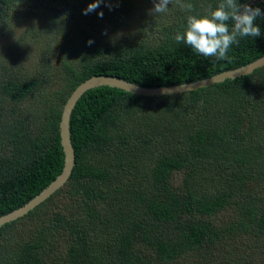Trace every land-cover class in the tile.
<instances>
[{
	"label": "trees",
	"instance_id": "1",
	"mask_svg": "<svg viewBox=\"0 0 264 264\" xmlns=\"http://www.w3.org/2000/svg\"><path fill=\"white\" fill-rule=\"evenodd\" d=\"M94 2L0 0V34L9 38L26 25L0 45V217L62 173L63 108L86 79L181 85L264 55V16L255 21L260 36L240 37L228 59L217 60L175 41L189 14L175 2L152 44L96 39L88 26L110 23L133 0H101L84 14ZM184 2L204 13L220 0ZM237 2L264 13V0ZM75 22L88 25L82 40L69 35ZM32 44L37 62L28 71L19 57L30 56ZM71 138L69 180L0 228V264H214L215 250L232 240L252 237L245 249L264 244V66L178 94L92 88L72 112Z\"/></svg>",
	"mask_w": 264,
	"mask_h": 264
},
{
	"label": "rangeland",
	"instance_id": "2",
	"mask_svg": "<svg viewBox=\"0 0 264 264\" xmlns=\"http://www.w3.org/2000/svg\"><path fill=\"white\" fill-rule=\"evenodd\" d=\"M158 0H133V3L129 7L123 6V10L120 12L118 18H114L110 23L99 25L96 23L94 26H88L86 23L75 22L69 29V35L74 40H82L81 34L84 31V27H90L91 32H94L96 39L109 40L112 43L125 44L130 39L144 40L145 43H158L161 40V31L165 24H169L172 20L170 17V10L162 14L153 15L151 10L154 8L155 3ZM126 11V12H125ZM125 13V15H124ZM118 16V13L114 14ZM124 16V17H122ZM42 23V22H41ZM44 25H41L43 28ZM26 28L25 24L18 26V30L15 34L4 36L0 34V45H5L13 41L17 33L22 32ZM160 37V38H159ZM159 38V39H158ZM158 39V40H157ZM157 40V41H155ZM29 44V43H28ZM35 44H32L31 55L26 57H19L22 67L30 71L34 64L37 62L35 51ZM58 84H55L51 91L55 90ZM183 173L174 174V182L180 185L183 180ZM231 217V211L226 213ZM225 214H221L220 218L223 219ZM253 241L252 237L239 238L232 240L230 244L222 245L223 247L215 250L213 255L214 264H260L264 263V244L258 242V247L255 249H245L249 242Z\"/></svg>",
	"mask_w": 264,
	"mask_h": 264
},
{
	"label": "clouds",
	"instance_id": "3",
	"mask_svg": "<svg viewBox=\"0 0 264 264\" xmlns=\"http://www.w3.org/2000/svg\"><path fill=\"white\" fill-rule=\"evenodd\" d=\"M175 2L187 13V24L183 32H177L174 39L183 42L193 51L204 57H215L217 60H227L228 50L233 44H239L240 37H257L261 29L255 23L258 17L264 16L261 9L248 4H240L237 0H220L213 9L211 6L204 13H193V4L184 0H158L151 10L153 15L165 13L170 3ZM101 0H95L84 10L88 14L99 7ZM99 15L102 17L103 12ZM63 19V18H61ZM233 21L229 28L228 21ZM94 41H88L91 45Z\"/></svg>",
	"mask_w": 264,
	"mask_h": 264
},
{
	"label": "water",
	"instance_id": "4",
	"mask_svg": "<svg viewBox=\"0 0 264 264\" xmlns=\"http://www.w3.org/2000/svg\"><path fill=\"white\" fill-rule=\"evenodd\" d=\"M262 66H264V55L245 66H241L233 70L224 71L212 77L195 82L173 86L145 87L123 78L107 75H95L86 79L84 82L79 84V86L72 92L63 108L62 119L60 122V135L61 143L65 153V163L62 173L58 175L53 182H51L41 193L35 196L27 204L7 215L1 216L0 228L9 222H13L26 215L37 205L52 196L69 180L76 165V151L71 138V116L77 102L86 91L100 86H110L120 88L134 94L146 96L178 94L196 90L202 87H208L215 83L223 82L227 79H235L243 75H248Z\"/></svg>",
	"mask_w": 264,
	"mask_h": 264
}]
</instances>
